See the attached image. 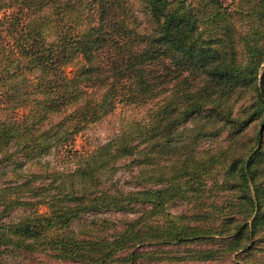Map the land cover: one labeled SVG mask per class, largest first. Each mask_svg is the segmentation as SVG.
Listing matches in <instances>:
<instances>
[{"label": "trees", "instance_id": "16d2710c", "mask_svg": "<svg viewBox=\"0 0 264 264\" xmlns=\"http://www.w3.org/2000/svg\"><path fill=\"white\" fill-rule=\"evenodd\" d=\"M230 3L0 0V264H264V0ZM120 105L144 112L72 146ZM127 156L135 186L109 189ZM217 167L226 195L204 202ZM105 210L131 215L82 219Z\"/></svg>", "mask_w": 264, "mask_h": 264}, {"label": "rangeland", "instance_id": "374dc122", "mask_svg": "<svg viewBox=\"0 0 264 264\" xmlns=\"http://www.w3.org/2000/svg\"><path fill=\"white\" fill-rule=\"evenodd\" d=\"M194 1V0H192ZM231 0H221V3L224 5H232L230 3ZM238 14L234 13L229 17V21L236 19ZM241 17H239L238 22H241ZM245 25V22L242 23ZM239 26V25H237ZM144 110L141 107H124V106H116L111 112L103 115L100 119L95 122H92L82 131L78 132L73 141L72 146L75 149H84L95 144L106 141L107 139L113 137L116 132L119 130L120 125L127 118H135L138 119L142 116ZM257 125V124H256ZM256 127H259V123ZM263 126L261 127V129ZM224 134L221 136V138ZM217 139L216 142H224V139ZM131 157H123L119 158L116 161V169L111 173H104L101 177L104 184L113 190L126 191L135 186L134 179L132 178L133 167L130 165ZM26 165H23V169H25ZM34 168L33 170H35ZM221 168L217 167L213 172L211 177L207 180V185L205 187V191L203 195L200 197L204 202H212L222 200L226 192L219 186L218 180L221 177ZM191 206L190 203L186 202L183 199H177L173 202L171 207L172 211H182L188 209ZM23 212V208H15L8 213L6 219H15ZM95 216H104L110 220H114L115 222H119L122 218L126 217V215H131V213L113 211V210H105L101 212H97L95 214H87L82 217L84 219ZM77 222H74L73 225L76 226ZM170 249H174L175 247H168ZM9 260L15 262V264H79L76 261L72 260H56L50 254L39 252V251H25V250H12L7 253ZM113 264H121L120 262H114ZM134 264H238L233 257L225 256L215 260H207V261H193V260H174V261H148L138 259Z\"/></svg>", "mask_w": 264, "mask_h": 264}]
</instances>
